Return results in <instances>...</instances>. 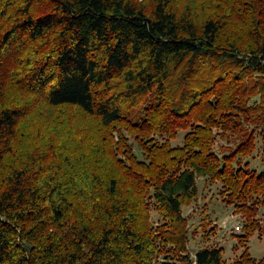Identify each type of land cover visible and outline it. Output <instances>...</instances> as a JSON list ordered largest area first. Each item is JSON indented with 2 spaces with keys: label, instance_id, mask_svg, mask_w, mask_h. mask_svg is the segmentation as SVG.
<instances>
[{
  "label": "trees",
  "instance_id": "1",
  "mask_svg": "<svg viewBox=\"0 0 264 264\" xmlns=\"http://www.w3.org/2000/svg\"><path fill=\"white\" fill-rule=\"evenodd\" d=\"M259 135L264 0H0V264H222L189 253L202 176L264 264Z\"/></svg>",
  "mask_w": 264,
  "mask_h": 264
},
{
  "label": "rangeland",
  "instance_id": "2",
  "mask_svg": "<svg viewBox=\"0 0 264 264\" xmlns=\"http://www.w3.org/2000/svg\"><path fill=\"white\" fill-rule=\"evenodd\" d=\"M184 134L185 131H181L178 137L172 140V144H181ZM235 143V139L229 142L225 138H220L216 150L228 153V149L234 147ZM251 165L258 170H264V141L261 135L258 136V148L255 156L251 158ZM197 185L199 190L197 197L190 204L183 206L190 236L189 253L194 255L200 248L219 246L223 247L222 264H236L235 261L246 249L238 240V236L244 231L246 216L236 203L226 201L225 194L221 191V182H211L202 176L198 177ZM153 215L155 221H158L159 214L153 211ZM257 219L261 221V227H256L248 238L246 246L250 255L260 261L264 258V202L259 206Z\"/></svg>",
  "mask_w": 264,
  "mask_h": 264
}]
</instances>
